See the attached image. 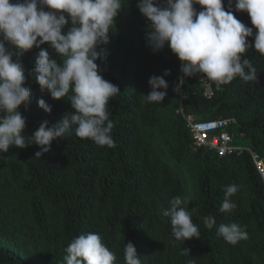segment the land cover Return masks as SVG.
<instances>
[{
	"label": "trees",
	"instance_id": "16d2710c",
	"mask_svg": "<svg viewBox=\"0 0 264 264\" xmlns=\"http://www.w3.org/2000/svg\"><path fill=\"white\" fill-rule=\"evenodd\" d=\"M122 0L115 27L104 47L107 59L97 61L104 79L120 94L108 104L115 147L65 135L52 142L41 158L39 146H10L0 154V264H64L68 244L81 234L97 233L126 264L124 248L131 242L141 264H264V184L248 151L219 157L214 149L195 147L187 119L196 122L232 120L233 144L247 146L264 158V55L249 48L244 56L257 71V81L235 78L212 82L210 96L200 77H182L180 61L165 47L153 53L145 33L149 22L136 7ZM227 10L228 0H223ZM195 8L201 9L199 5ZM234 16L253 27L247 13ZM70 27V25H69ZM256 30L253 27V36ZM248 42L254 44V39ZM50 58L60 62L45 44ZM39 49L22 58L26 72L35 66ZM169 85L161 103L144 99L152 76ZM30 102L19 111L26 117L25 134L32 136L43 121L54 125L73 111L68 97L54 100L26 76ZM160 91H163L162 89ZM71 95V92L69 93ZM43 98L51 114L38 107ZM75 126H73L74 129ZM234 184L236 208L221 212L223 188ZM189 202L200 239L176 241L163 212L171 198ZM213 216L216 225L205 227ZM238 223L248 234L236 245L217 234L220 224ZM189 251V254L184 251Z\"/></svg>",
	"mask_w": 264,
	"mask_h": 264
},
{
	"label": "clouds",
	"instance_id": "9594fccd",
	"mask_svg": "<svg viewBox=\"0 0 264 264\" xmlns=\"http://www.w3.org/2000/svg\"><path fill=\"white\" fill-rule=\"evenodd\" d=\"M233 4L235 11L250 16L254 36L253 27L234 16ZM123 7L122 0H0V154L7 153L10 146L25 149L35 144L40 149L35 157L41 158L50 152L54 140L71 135L73 130L77 137L99 146H116L108 104L120 89L104 79L97 61L107 59L103 46L109 43ZM136 7L149 22L147 46L153 53L167 47L180 61L182 77L173 91L179 92L184 78L192 77L220 85L230 84L237 77L257 81L256 68L244 54L254 48L264 55V0H228L227 10L223 0H138ZM250 37L254 44L248 42ZM45 44L55 51L59 63L50 58L42 47ZM34 48L40 50L35 66L26 72L21 58ZM168 75L166 70L162 76L149 78L151 91L144 96L147 103L164 101L169 87L164 77ZM26 76L54 100L67 96L73 109L54 125L43 121L30 137L25 134L26 117L19 111L30 102L31 90L24 86ZM37 103L51 114L52 108L43 98ZM223 191L220 211L230 213L236 208L231 198L238 186L230 184ZM189 202L173 197L163 212L170 219L172 236L183 243L200 239ZM204 223L213 228L215 217H205ZM216 231L232 245L248 239L238 223H222ZM66 252L64 264H114L116 260L100 235L92 232L74 238ZM124 253L126 264H141L131 242L125 244Z\"/></svg>",
	"mask_w": 264,
	"mask_h": 264
},
{
	"label": "built area",
	"instance_id": "2783aa9c",
	"mask_svg": "<svg viewBox=\"0 0 264 264\" xmlns=\"http://www.w3.org/2000/svg\"><path fill=\"white\" fill-rule=\"evenodd\" d=\"M203 86L206 87L205 95L210 96L212 82L202 79ZM232 120L218 119L204 122H196L191 118L187 119V127L190 129L195 147H208L214 149L219 157L240 154L248 151L253 160L255 169L264 184V158L247 146L233 144V135L228 132V126Z\"/></svg>",
	"mask_w": 264,
	"mask_h": 264
},
{
	"label": "water",
	"instance_id": "95a60500",
	"mask_svg": "<svg viewBox=\"0 0 264 264\" xmlns=\"http://www.w3.org/2000/svg\"><path fill=\"white\" fill-rule=\"evenodd\" d=\"M197 11H200L201 9L195 8Z\"/></svg>",
	"mask_w": 264,
	"mask_h": 264
},
{
	"label": "rangeland",
	"instance_id": "374dc122",
	"mask_svg": "<svg viewBox=\"0 0 264 264\" xmlns=\"http://www.w3.org/2000/svg\"><path fill=\"white\" fill-rule=\"evenodd\" d=\"M188 208H189V205H188Z\"/></svg>",
	"mask_w": 264,
	"mask_h": 264
}]
</instances>
